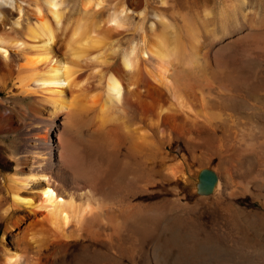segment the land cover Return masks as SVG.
Returning a JSON list of instances; mask_svg holds the SVG:
<instances>
[{"label": "bare ground", "instance_id": "bare-ground-1", "mask_svg": "<svg viewBox=\"0 0 264 264\" xmlns=\"http://www.w3.org/2000/svg\"><path fill=\"white\" fill-rule=\"evenodd\" d=\"M76 2L0 0V264H264V10Z\"/></svg>", "mask_w": 264, "mask_h": 264}, {"label": "rangeland", "instance_id": "rangeland-1", "mask_svg": "<svg viewBox=\"0 0 264 264\" xmlns=\"http://www.w3.org/2000/svg\"><path fill=\"white\" fill-rule=\"evenodd\" d=\"M70 1H72V2H76V3H79V1H81V0H70ZM103 1H106V2H104L103 3V6H104V4H105V6L103 7L104 8V10L102 9V11L100 10L99 11V14H97V16L96 17H100V16H103V17H105L106 15H107V13L109 12V11H111L112 9V7L113 8H115V7H117V3L118 4H120L121 2L120 1H122V0H103ZM149 1V2H148ZM170 1V3L172 4L171 6H172V8L174 9V10H178V9H180L179 11H184V13H186V15H188V16H192V14H195V10H197V9H200V8H203V7H208V8H213V6L214 5H216V4H218V3H220L221 2V0H169ZM218 1V2H217ZM258 1L259 0H251V4H252V6L253 7H255L256 9L258 8L259 10H257V12H259V14L260 15H262L263 13H262V10H264V7H262L261 5H258ZM157 2V3H156ZM216 2V3H215ZM145 3H147V4H145ZM175 3V4H174ZM107 4V5H106ZM143 4V5H142ZM113 5V6H112ZM212 5V6H211ZM108 6V8H110V9H106L105 7H107ZM174 6V7H173ZM200 6V7H199ZM261 6V7H260ZM140 10L141 11H143L145 14H146V16L148 17V18H151L152 17V14L153 13H155L156 11L157 12H159V11H161V8H166V7H168V6H161L160 4H159V0H141V3H140ZM144 7V8H143ZM160 9H158V8ZM168 8H170V7H168ZM176 8V9H175ZM263 8V9H262ZM194 11V12H193ZM102 14V15H101ZM191 14V15H190ZM131 30V31H130ZM119 31H122V30H119ZM114 34V33H113ZM126 34H128V35H126ZM135 34L136 33H134L133 32V28L131 27L130 29H129V32L127 31V32H125V36L124 37H122V35H119L118 33L116 34V32H115V34L112 36V38H114V39H116V42L118 43V44H126L128 41H130L131 39H133L134 37H135ZM134 36V37H133ZM120 37H121V39H120ZM117 39H120V40H117ZM124 39V40H123ZM119 41V42H118ZM255 66L257 65V64H254ZM259 67V65H257V68ZM262 94H264V93H262ZM6 96L4 95V94H0V99H3V98H5ZM9 100V101H8ZM7 102L10 104H14V102H15V99H7ZM249 112H252L251 110H249ZM9 145H10V142H9V140H2V138L0 137V146L1 147H4V148H8L9 147ZM1 153H3V155L4 156H7L8 155V153L7 152H5V151H1ZM206 169V170H205ZM213 170L211 169V168H204V170L202 169L201 170V173H200V180H202V184L203 185H206L205 183H204V180L206 181V179L207 178H212V179H214V183H213V185H212V188H213V186H215V172L213 171ZM205 175V176H204ZM207 183V182H206ZM182 189V192L185 194V195H187L188 197H190L191 196V193H192V191H191V189H190V187H189V185H185V186H183V187H181ZM230 205H234L233 207H235L237 210H240V211H242L243 209L245 210H248V211H250V210H253V211H261V205H260V202H258V201H253V199L252 198H250L249 196L248 197H246V198H242V197H239L238 198V200H236V201H234V202H232V203H230ZM9 231V230H8ZM7 231V233H8V241L10 240L11 242L12 241H15V239H16V237L17 238H19L22 234H23V227L21 228V229H11V231H9L8 232ZM6 236L7 235H4V230L3 229H1L0 230V242H2V238H6ZM11 238V239H10ZM9 241V243H8V246H9V244L11 243ZM1 244V243H0ZM4 245H6L5 243H4ZM7 246V245H6ZM125 264H129L127 261H125Z\"/></svg>", "mask_w": 264, "mask_h": 264}, {"label": "water", "instance_id": "water-1", "mask_svg": "<svg viewBox=\"0 0 264 264\" xmlns=\"http://www.w3.org/2000/svg\"><path fill=\"white\" fill-rule=\"evenodd\" d=\"M207 182V183H206ZM204 183L206 184L205 186L207 187V188H212V185H213V183H214V179H212V178H207L206 179V181L204 180Z\"/></svg>", "mask_w": 264, "mask_h": 264}]
</instances>
